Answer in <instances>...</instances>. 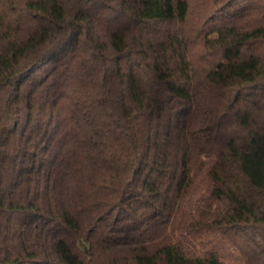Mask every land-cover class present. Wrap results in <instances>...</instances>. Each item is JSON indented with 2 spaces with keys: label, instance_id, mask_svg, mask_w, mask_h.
<instances>
[{
  "label": "trees",
  "instance_id": "trees-1",
  "mask_svg": "<svg viewBox=\"0 0 264 264\" xmlns=\"http://www.w3.org/2000/svg\"><path fill=\"white\" fill-rule=\"evenodd\" d=\"M0 264H264V0H0Z\"/></svg>",
  "mask_w": 264,
  "mask_h": 264
}]
</instances>
